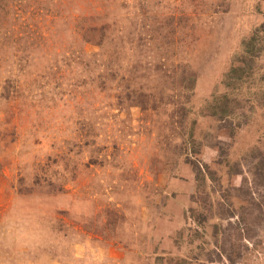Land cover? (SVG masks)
<instances>
[{
	"label": "rangeland",
	"instance_id": "374dc122",
	"mask_svg": "<svg viewBox=\"0 0 264 264\" xmlns=\"http://www.w3.org/2000/svg\"><path fill=\"white\" fill-rule=\"evenodd\" d=\"M0 264H264V0H0Z\"/></svg>",
	"mask_w": 264,
	"mask_h": 264
},
{
	"label": "trees",
	"instance_id": "16d2710c",
	"mask_svg": "<svg viewBox=\"0 0 264 264\" xmlns=\"http://www.w3.org/2000/svg\"><path fill=\"white\" fill-rule=\"evenodd\" d=\"M255 35H256V33H254V35L253 36H251L250 37V39H248L247 41H244V48H245V52L246 53H249L250 52V48H251V43H252V41L254 42V40H255ZM251 44V45H250ZM258 52L259 51H257V53L256 54H258ZM255 54V53H254ZM253 54V55H254ZM255 54V55H256ZM242 67L241 66H233L231 69H230V72H228L227 74H226V76H227V78H234L235 77V75H237L238 74V71L239 70H242L241 69ZM226 107H228L226 104L225 105H223V107H222V110H224V108H226ZM228 113H226V115H227ZM201 172V169H200V167H197V169H196V174L197 173H200Z\"/></svg>",
	"mask_w": 264,
	"mask_h": 264
}]
</instances>
